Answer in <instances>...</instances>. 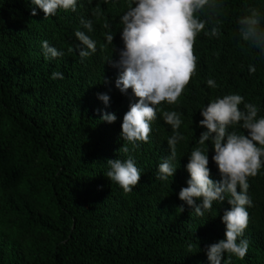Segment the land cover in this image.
<instances>
[{"label":"trees","instance_id":"obj_1","mask_svg":"<svg viewBox=\"0 0 264 264\" xmlns=\"http://www.w3.org/2000/svg\"><path fill=\"white\" fill-rule=\"evenodd\" d=\"M222 2L221 35L197 36L196 73L175 104L155 106L145 143L122 137L123 116L138 98L115 87L121 70L113 66L124 48L121 17L135 0H77L76 11L60 8L46 20L32 0H0V264H210L206 249L225 239L222 216L231 195L214 201L202 217L179 199L197 147L208 155L210 179H221L211 141L198 143L206 131L199 126L200 111L239 94L264 117V55L235 37L246 0ZM82 20L92 21V31ZM77 31L96 41V51L83 59ZM44 41L63 55L46 56ZM54 72L64 78L52 79ZM209 79L216 87L208 86ZM100 94L109 96L107 106ZM166 111L180 115L176 131L184 139L171 161L173 178L161 180L159 165L171 155L167 141L173 134ZM105 112L115 113L116 122H103ZM227 131L246 133L240 125ZM129 157L141 179L124 192L107 178V161ZM248 183L252 206H246L242 238L249 250L243 259L225 253L222 264H264V165Z\"/></svg>","mask_w":264,"mask_h":264},{"label":"clouds","instance_id":"obj_2","mask_svg":"<svg viewBox=\"0 0 264 264\" xmlns=\"http://www.w3.org/2000/svg\"><path fill=\"white\" fill-rule=\"evenodd\" d=\"M32 3L43 11L46 20L60 8L76 11L77 0H32ZM223 9L222 0H135V6H130L121 17L124 48L119 51V60L113 65L121 70L115 87L122 94L131 89L138 98V102L130 104L123 116L121 127L124 140L148 141L150 122L157 116L155 106L162 102H177L196 73V38L202 32L213 38L221 35L220 16ZM31 15H37L35 9ZM81 22L89 32L92 31L91 20ZM236 25L237 40L264 55V5L246 0ZM105 27L109 25L105 24ZM75 36L85 46L79 48L82 59L96 51V41L87 34L77 31ZM113 39V34L106 35L109 44ZM42 48L46 56L56 58L63 55L47 41L42 42ZM255 71L256 68L249 65L250 74ZM57 78L63 79V74L54 72L52 79ZM207 84L216 87L212 79ZM98 98L106 106L109 104L107 94H100ZM242 104L243 109L240 107ZM258 112L255 104L245 103L244 97L239 94L217 98L200 111L203 119L199 126L206 131L201 133L198 143L205 145V142L211 141L215 152L212 159L218 166L221 179H210L208 155L197 147L189 156L186 167L190 179L188 186L180 190L179 199L193 208L196 216L202 217L211 210L214 201L223 203L224 194L231 195L227 201L231 207L222 216L226 225L225 239L208 245L206 249L210 264H222L225 253L243 259L249 250V241L242 238L249 223L246 206H252L248 196V178L255 177L264 165V117H258ZM163 118L173 129L167 141L171 155L159 165V179L167 180L173 178L177 170L171 161L176 157L177 143L184 137L176 131L182 124L177 112L166 111ZM116 120L115 113L105 112L102 115V121L108 124ZM232 125H240L246 133L228 132ZM122 151L128 152V148L123 146ZM107 165L110 168L107 178L116 182L124 192H131L138 185L141 175L131 157L123 161L108 160ZM197 200L202 202L197 203ZM179 209L183 212L184 206Z\"/></svg>","mask_w":264,"mask_h":264}]
</instances>
